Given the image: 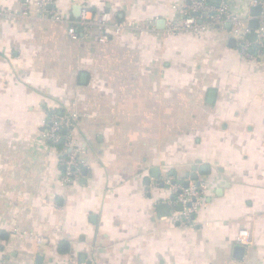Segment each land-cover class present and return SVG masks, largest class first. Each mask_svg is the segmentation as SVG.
Segmentation results:
<instances>
[{
  "label": "crops",
  "instance_id": "1",
  "mask_svg": "<svg viewBox=\"0 0 264 264\" xmlns=\"http://www.w3.org/2000/svg\"><path fill=\"white\" fill-rule=\"evenodd\" d=\"M21 1L0 10L19 15ZM226 1L259 38L264 0ZM176 2L55 0L62 21L0 16V262L264 264V59L216 30L163 39L125 28L104 43L68 34L80 4L144 23L175 18ZM50 108L78 116L72 135L89 166L68 186L40 136ZM168 176L205 186L192 225L159 208L173 195Z\"/></svg>",
  "mask_w": 264,
  "mask_h": 264
},
{
  "label": "built area",
  "instance_id": "2",
  "mask_svg": "<svg viewBox=\"0 0 264 264\" xmlns=\"http://www.w3.org/2000/svg\"><path fill=\"white\" fill-rule=\"evenodd\" d=\"M54 2L55 0H36L35 2L22 0L19 15L0 10V16L29 18L34 10L35 14L43 19L62 21L65 18L53 7ZM257 4H259L258 0L250 2V5ZM77 7V13L74 11V16L67 18L68 34L74 39L93 37L97 42L104 43L108 41L111 32L118 34L125 28L133 33L159 32L163 39L180 34L200 35L208 30H216L226 32L228 36L235 39L241 56L249 60L264 59V32L258 30L259 38L251 40L248 37L251 31L248 19H242L233 12L226 0H181L180 3L171 5L175 18L160 20L146 17L144 23L117 22L113 21L106 11H93L81 4ZM77 117L74 111L63 112L57 108H50L41 121V139L59 150L57 161L62 167L59 175L62 186L77 182L84 176V171L89 166L81 156L84 152L83 147L77 144L72 135ZM163 183L169 186L173 194L169 201V220L178 226L192 225L193 215L201 206L205 196V186L197 181H189L185 186L171 176L166 177ZM177 206L180 208L177 209ZM24 234L33 235L32 232H24ZM0 264L3 263L0 262ZM67 264L74 263L70 259Z\"/></svg>",
  "mask_w": 264,
  "mask_h": 264
},
{
  "label": "water",
  "instance_id": "3",
  "mask_svg": "<svg viewBox=\"0 0 264 264\" xmlns=\"http://www.w3.org/2000/svg\"><path fill=\"white\" fill-rule=\"evenodd\" d=\"M252 10L254 11V13L255 14H257V15H259L260 13H261V11H262V8H261V6H254V7H252ZM77 11H78V7L75 9V13H77ZM250 26L251 27H256L257 26V20H252L251 21V23H250ZM255 37H256V35L254 34V33H251L250 34V36H249V38L251 39V40H254L255 39ZM213 97V92H210V94H209V97ZM84 174H85V171H84ZM192 178H195V176H192ZM187 184H188V182H184V185L185 186H187ZM159 208L160 209H164V210H166L167 209V214L169 213V207L167 206V204H165V203H163V204H161L160 206H159ZM180 207L179 206H177V209H179ZM241 248L239 247V246H237V248H236V250H239V251H241L240 250Z\"/></svg>",
  "mask_w": 264,
  "mask_h": 264
}]
</instances>
